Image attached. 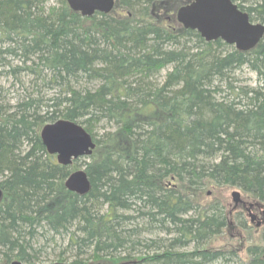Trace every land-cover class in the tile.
<instances>
[{"label": "trees", "instance_id": "trees-1", "mask_svg": "<svg viewBox=\"0 0 264 264\" xmlns=\"http://www.w3.org/2000/svg\"><path fill=\"white\" fill-rule=\"evenodd\" d=\"M187 1L115 0L120 12L84 16L67 0H0V78L23 89L10 101L0 83V262H36L38 235L69 233L70 264H264V228L246 259L205 247L228 215L194 200L212 181L264 202V35L241 50L156 17ZM233 1L264 22V0ZM243 66L256 84L234 83ZM57 118L96 143L84 194L64 186L78 158L57 162L40 137Z\"/></svg>", "mask_w": 264, "mask_h": 264}, {"label": "water", "instance_id": "water-1", "mask_svg": "<svg viewBox=\"0 0 264 264\" xmlns=\"http://www.w3.org/2000/svg\"><path fill=\"white\" fill-rule=\"evenodd\" d=\"M73 10L84 16L95 11L110 12L115 0H67ZM177 20L185 28L199 31L206 40L221 38L241 50L253 48L264 35V22L253 21L248 12L233 0H190L176 11ZM40 137L47 151L56 156L57 162L67 165L81 156L91 155L96 143L84 126L74 120L57 118L40 128ZM64 186L84 194L90 188V180L84 167L72 170L64 180ZM0 185V199L2 197ZM238 200L239 194L234 193ZM1 264H70L65 261L47 263L26 262L12 259Z\"/></svg>", "mask_w": 264, "mask_h": 264}, {"label": "rangeland", "instance_id": "rangeland-1", "mask_svg": "<svg viewBox=\"0 0 264 264\" xmlns=\"http://www.w3.org/2000/svg\"><path fill=\"white\" fill-rule=\"evenodd\" d=\"M188 2V1H187ZM184 4V3H181ZM174 6L171 10L170 6L166 8H157L155 10L156 17L163 21L165 16L170 13L176 17V11L178 7ZM115 12H120L113 7ZM171 10V11H170ZM178 21V20H177ZM165 72V70H163ZM21 78L25 81L29 80L31 76L21 74ZM236 84H248L254 85L257 83V77L254 71L248 67L243 66L237 69L235 72ZM6 90L7 98L10 101H14L18 94L22 93L21 83L14 76H3L0 78ZM27 83V82H26ZM45 95H51L54 88H44ZM56 158V156H55ZM88 159L86 156H81L76 160L77 167H73V170L79 167H83V160ZM57 160V159H56ZM238 193V200L234 199V193ZM194 200L201 204H209V202L219 200L224 205L228 215V223L224 227L220 234L215 235L211 238L204 246L210 249L215 248H236L244 259L247 258L246 248L251 243L261 242V234L264 228V202L255 199L241 188L233 185H218L212 181H207L205 184L196 190ZM200 208V207H199ZM144 237H156L164 236L163 231L156 232H142L140 236ZM46 236L38 235L34 239L35 247L41 248L38 252V260L36 263H47L53 261H65L70 262L74 257L77 256V251L74 247L68 246L69 233L65 235H58L55 239ZM190 247V246H189ZM87 253L82 256L87 257ZM62 258V259H61ZM236 261H233L234 264ZM87 264H121V261L114 258H93L87 261Z\"/></svg>", "mask_w": 264, "mask_h": 264}, {"label": "bare ground", "instance_id": "bare-ground-1", "mask_svg": "<svg viewBox=\"0 0 264 264\" xmlns=\"http://www.w3.org/2000/svg\"><path fill=\"white\" fill-rule=\"evenodd\" d=\"M115 5V4H114ZM114 7V6H113ZM113 9V8H112ZM2 262H7V261H2ZM2 262H0V264L2 263ZM34 263H36V262H34Z\"/></svg>", "mask_w": 264, "mask_h": 264}]
</instances>
